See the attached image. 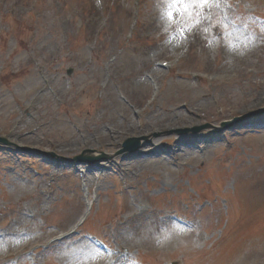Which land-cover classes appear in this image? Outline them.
<instances>
[{"label":"rangeland","instance_id":"obj_1","mask_svg":"<svg viewBox=\"0 0 264 264\" xmlns=\"http://www.w3.org/2000/svg\"><path fill=\"white\" fill-rule=\"evenodd\" d=\"M217 3L0 0V264H264V0Z\"/></svg>","mask_w":264,"mask_h":264},{"label":"snow or ice","instance_id":"obj_2","mask_svg":"<svg viewBox=\"0 0 264 264\" xmlns=\"http://www.w3.org/2000/svg\"><path fill=\"white\" fill-rule=\"evenodd\" d=\"M214 3L216 7H219L216 0H165L164 15L169 21L176 19L178 15L186 16L187 21L180 29L181 33H183L185 30H189L191 27L199 25L200 20L197 18L198 13H196L195 9L204 6H212ZM188 21L191 23H188ZM202 31H206V29H202ZM98 254L99 253H97V255Z\"/></svg>","mask_w":264,"mask_h":264},{"label":"bare ground","instance_id":"obj_3","mask_svg":"<svg viewBox=\"0 0 264 264\" xmlns=\"http://www.w3.org/2000/svg\"><path fill=\"white\" fill-rule=\"evenodd\" d=\"M109 118V117H108ZM109 121L111 122L112 121V119L111 118H109ZM141 126H143L144 128H145V130L147 131V130H150L151 129V124L149 123V122H146V124H144V125H141ZM121 129H124V128H122L121 127ZM185 142H187V141H185ZM182 145H183V143H182ZM184 145H186V144H184ZM191 160V159H190ZM145 167H147V166H145ZM144 167V168H145ZM101 171V169H98L97 167H94V169H88L87 171V175L85 176V178H83V181H84V183H86L87 185L88 184H90V181L92 180V176H91V174L92 173H94V171L96 172H98V171ZM105 170V169H104ZM88 195V194H87ZM89 201V203H88V206H90L91 204H92V200H88ZM145 213V210L143 211V213L142 214H144ZM147 214V213H146ZM148 216H150L149 214H147ZM151 217V216H150Z\"/></svg>","mask_w":264,"mask_h":264}]
</instances>
